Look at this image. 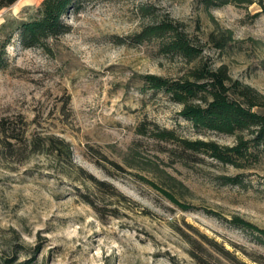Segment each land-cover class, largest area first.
<instances>
[{"label":"rangeland","instance_id":"obj_1","mask_svg":"<svg viewBox=\"0 0 264 264\" xmlns=\"http://www.w3.org/2000/svg\"><path fill=\"white\" fill-rule=\"evenodd\" d=\"M42 1L0 5V264H264V151L186 148L237 139L146 80L207 63L264 96V0H76L25 44Z\"/></svg>","mask_w":264,"mask_h":264},{"label":"trees","instance_id":"obj_2","mask_svg":"<svg viewBox=\"0 0 264 264\" xmlns=\"http://www.w3.org/2000/svg\"><path fill=\"white\" fill-rule=\"evenodd\" d=\"M15 1L0 0V5L8 6ZM204 1L215 4L214 0ZM74 2L76 0H43L32 15L18 23L17 28H20L25 44L36 43L41 38L58 33L64 25L63 13ZM156 28L173 33L176 49L198 56V48L173 22L165 20ZM146 80L151 88L168 93L173 101L181 104V115L197 129L235 135L237 139L233 145H221L214 140L182 139L186 148L208 152L216 159L232 164H238V158L253 154L252 148L264 151V96L249 85L232 79L226 66L215 68L202 63L180 78L147 74ZM160 132L162 138H176L172 129Z\"/></svg>","mask_w":264,"mask_h":264}]
</instances>
